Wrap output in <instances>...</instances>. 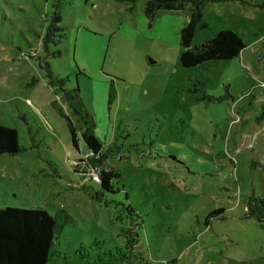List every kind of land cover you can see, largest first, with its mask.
Segmentation results:
<instances>
[{
    "label": "rangeland",
    "instance_id": "374dc122",
    "mask_svg": "<svg viewBox=\"0 0 264 264\" xmlns=\"http://www.w3.org/2000/svg\"><path fill=\"white\" fill-rule=\"evenodd\" d=\"M145 6L0 0V125L22 149L0 156V208L69 215L47 264H110L132 238L130 258L111 264H264V222L247 216L249 199L264 198V97L253 90L264 87V0L205 3L191 45L230 30L245 49L188 69L179 55L189 6ZM87 128L119 174L98 200L78 169Z\"/></svg>",
    "mask_w": 264,
    "mask_h": 264
},
{
    "label": "trees",
    "instance_id": "16d2710c",
    "mask_svg": "<svg viewBox=\"0 0 264 264\" xmlns=\"http://www.w3.org/2000/svg\"><path fill=\"white\" fill-rule=\"evenodd\" d=\"M118 1L134 3L136 0ZM209 1L211 0H146L145 12L148 15H152L158 9L182 10L185 6H189L188 19L180 30V46L183 51L179 55V62L182 68L188 69L215 60H233L238 58L245 49L242 40L230 30L217 31L210 39L197 45H191L195 29L203 17L204 5ZM58 22V10L56 9L53 11L50 24L46 28L45 38L48 39L54 36ZM50 40L52 43L54 42V39L53 41ZM44 44L47 49L46 42ZM59 82L63 83L62 80ZM253 90L256 91V94L259 93L264 96L263 86ZM114 94V88L110 84L109 103L114 98ZM249 95L253 97L255 94L249 93L246 96ZM75 97L76 93L70 100L69 97L67 99L74 111L80 114ZM258 114L256 120L258 122L263 121L264 105L260 107V113ZM67 122L72 145L77 149L75 129L68 118ZM82 140L90 154L79 160L81 164L78 169H86V172L82 173L86 175L83 179L99 185V191L94 193V198L98 200L99 197H104L106 192H115L113 182L119 177V174L106 165L108 151L102 150V144L95 138L90 128L84 130ZM21 150L17 131L0 125V156L17 155ZM259 166L264 175V164H259ZM75 168L74 172L77 173ZM90 171L98 175V181L91 178ZM126 209L129 212L133 211L130 205L126 206ZM221 212L222 210L210 212L207 219H213ZM60 215H62V218H59ZM247 216L254 218L260 225L264 222V198L249 199ZM63 222L73 224L69 215L64 211L58 212V215L50 216L41 209L0 208V264H47ZM134 241L135 239L132 238L131 243L125 244V252L119 254L117 259L110 260V264L113 261L123 262L128 260L130 258L129 254L132 253L135 245ZM140 260L143 259L139 258Z\"/></svg>",
    "mask_w": 264,
    "mask_h": 264
},
{
    "label": "crops",
    "instance_id": "0c3cea01",
    "mask_svg": "<svg viewBox=\"0 0 264 264\" xmlns=\"http://www.w3.org/2000/svg\"><path fill=\"white\" fill-rule=\"evenodd\" d=\"M257 97H258V98H262V97H264V96H262L261 94L258 93ZM258 115H259V114L256 113V118H257ZM256 121H257V120H256ZM263 121H264V120H263ZM263 121H261V122H258V121H257V123H258L259 126H260V127H258L259 130H260L261 128L264 127V125H263Z\"/></svg>",
    "mask_w": 264,
    "mask_h": 264
},
{
    "label": "built area",
    "instance_id": "2783aa9c",
    "mask_svg": "<svg viewBox=\"0 0 264 264\" xmlns=\"http://www.w3.org/2000/svg\"><path fill=\"white\" fill-rule=\"evenodd\" d=\"M90 175H91V178L94 180V181H98V175L96 173H94L93 171H90Z\"/></svg>",
    "mask_w": 264,
    "mask_h": 264
},
{
    "label": "water",
    "instance_id": "95a60500",
    "mask_svg": "<svg viewBox=\"0 0 264 264\" xmlns=\"http://www.w3.org/2000/svg\"><path fill=\"white\" fill-rule=\"evenodd\" d=\"M150 63H153L152 61H150Z\"/></svg>",
    "mask_w": 264,
    "mask_h": 264
}]
</instances>
